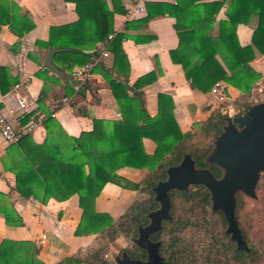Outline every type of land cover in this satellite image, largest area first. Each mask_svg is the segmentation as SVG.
Wrapping results in <instances>:
<instances>
[{
	"label": "trees",
	"instance_id": "1",
	"mask_svg": "<svg viewBox=\"0 0 264 264\" xmlns=\"http://www.w3.org/2000/svg\"><path fill=\"white\" fill-rule=\"evenodd\" d=\"M74 4L76 19L72 22L50 25L46 40H36L34 44L43 49H61L53 53L54 64L63 72L80 67L90 60V52L97 44L106 46L110 53V64L98 63L93 72L100 74L105 87L118 107L119 119L91 118V128L77 135H67L56 120L47 116L43 120L46 131L42 143L23 136L4 148L0 157L3 172L9 173L13 180L12 189L24 199H35L45 204L49 199L64 201L76 196L80 209L78 223L73 231L75 236L93 235L100 241V248L114 240L117 233L135 236L136 227L147 223L145 214L157 207L152 199L144 202L133 201L115 220L107 212L96 211L94 200L106 183L125 189L136 190L138 183L128 181L117 173L122 167L147 169L142 180L148 187L165 177V169L176 164L183 154L188 153L199 167H209L215 176L220 169L209 165L203 159L210 150L212 140L218 133L227 116L221 111L226 103L212 108L205 120L192 132H181L173 115V101L165 93H157V112L150 116L143 104L142 92L137 91L156 80L160 73L150 70L128 83L129 64L121 47L124 39L135 43L153 40V34L130 36L126 31L136 23L146 24L149 18L167 15L174 18L173 29L177 44L168 51L172 63L179 64L189 87L199 93L209 92L217 81L239 91L231 101L237 110L249 106L247 95L261 74L252 68L250 62L255 54L264 53V0H227L225 19L218 20L215 34L213 29L215 15L222 1L174 0L167 2H144L146 15L138 20L124 23L122 30L116 31L114 14H124L120 0H63ZM11 10L19 7L11 3ZM7 7L0 3V17ZM8 10V9H7ZM12 10V11H13ZM253 22L250 44H238L235 29L237 24ZM7 25L18 37L34 27L26 16L16 12L0 19V25ZM110 36V37H109ZM33 61L38 59L28 55ZM37 71L43 85L37 102L40 105L50 90V85L61 82L67 93L71 92L48 70ZM15 78L6 76L5 68L0 66V93L5 94L16 83ZM86 81L77 94L83 98L86 90H91ZM131 92V95L129 94ZM67 94L66 92H64ZM71 104H74L72 102ZM84 115V111L77 110ZM142 138L151 140L155 147L147 153ZM257 192L264 198V178ZM208 191L202 186H194L189 193L171 190L170 219L162 222V228L152 234V240H159V254L162 264H255L259 255L247 237L240 222L246 198L236 195L235 219L249 251L237 250L235 243L225 233L226 223L221 212L208 216L210 211ZM0 191V217L6 226L23 225L21 216L2 198ZM208 211V212H207ZM39 248L28 240H0V264H45L37 257ZM98 249L84 259L68 255L54 264H105L96 258ZM131 258L144 259V251L132 246L125 249Z\"/></svg>",
	"mask_w": 264,
	"mask_h": 264
},
{
	"label": "crops",
	"instance_id": "2",
	"mask_svg": "<svg viewBox=\"0 0 264 264\" xmlns=\"http://www.w3.org/2000/svg\"><path fill=\"white\" fill-rule=\"evenodd\" d=\"M167 2L174 0H144V2ZM215 1V0H203ZM221 1V0H217ZM120 6L126 10L132 0H120ZM223 2V1H222ZM2 6L7 7L2 12L0 19L7 18L8 14L16 12L18 16L26 15L34 27L21 37L13 34L7 25H0V66L5 68L6 76L15 78L16 83L5 94L0 93V109L10 120L19 113L16 98H24L33 101L38 111L54 118L67 135H77L82 130L91 128V118L119 119L118 107L109 89L105 87L100 74L93 72L88 79L91 90L84 92L83 98L71 90L67 93L61 82L50 85V90L39 105L37 97L43 85L42 80L35 76L37 71H43L42 60L47 49L34 44L36 40H46L47 29L50 25H59L72 22L76 19L73 10L74 4L63 0H0ZM11 3L19 7L11 10ZM108 8L111 9V1L106 0ZM226 2H223L215 15L213 29L209 32L215 34L218 20L225 19ZM146 15L145 9L138 15L126 19L124 14H114L113 24L116 31L122 30L124 23L130 20H138ZM174 18L167 15H157L149 18L146 24L136 23L126 33L130 36L140 34H153L155 38L145 43H135L131 39H124L121 47L127 57L129 64L128 83L132 84L137 77L144 73L159 68L160 73L156 80L145 85L140 90L144 107L150 116L157 112V93L169 95L173 101V115L181 132H192L195 127L206 119L210 110L219 105L221 101L210 91L199 93L189 87L179 64L172 63L168 51L177 44V36L173 29ZM253 22L250 24H237L235 33L238 44L245 46L250 44ZM96 47L102 48V44ZM100 50V49H98ZM97 50V51H98ZM38 59L33 61L28 55ZM110 53L98 55V63L110 64ZM54 63V62H53ZM253 69L261 74V78L252 86L258 87L264 84V53L255 54L250 62ZM57 67V66H56ZM62 77L51 73L47 68V75L58 77V80L68 81L69 71L63 72L57 67ZM222 82V90L226 101L235 99L239 91ZM68 89L70 84L65 85ZM251 88V89H252ZM250 89V90H251ZM66 92L67 94H65ZM131 95V92H129ZM69 98L68 103H62L61 97ZM224 100V101H225ZM74 102V104H71ZM84 111V115L77 113ZM34 112L26 114V118ZM46 135L43 123L36 128L30 137L37 143H42ZM145 152L152 153L154 143L148 138H142ZM0 137V157L7 146ZM145 168L122 167L117 173L131 182L142 180L146 174ZM13 180L9 173L3 172L0 163V191L4 193L2 200L8 202L21 216L23 225L18 227L6 226L0 217V240L10 238L13 240H28L39 248L37 257L45 264H54L64 256L72 255L78 248L87 249L92 241L93 235L75 236L73 231L78 223L80 209L77 207L76 196L72 195L64 201L49 199L45 204L35 199H24L17 195L12 189ZM134 190L125 189L112 183H106L94 200L96 211L107 212L113 219L118 217L133 201ZM121 209L118 213L116 211ZM42 235L44 236L42 238Z\"/></svg>",
	"mask_w": 264,
	"mask_h": 264
},
{
	"label": "water",
	"instance_id": "3",
	"mask_svg": "<svg viewBox=\"0 0 264 264\" xmlns=\"http://www.w3.org/2000/svg\"><path fill=\"white\" fill-rule=\"evenodd\" d=\"M60 50L49 47L42 66L62 77L52 59L53 53ZM203 160L218 167L220 175L215 176L209 167L197 166L188 153L165 169V177L151 187L157 207L145 214L147 223L137 226L136 236L131 239L136 248L144 251L145 258H131L121 250L114 257V264H162L160 241L150 236L162 228V222L170 219L169 192H187L190 186H202L208 191L210 210L222 213L226 223L224 231L236 249L249 250L235 219L236 195L255 199L258 179L264 174V100L225 116Z\"/></svg>",
	"mask_w": 264,
	"mask_h": 264
},
{
	"label": "rangeland",
	"instance_id": "4",
	"mask_svg": "<svg viewBox=\"0 0 264 264\" xmlns=\"http://www.w3.org/2000/svg\"><path fill=\"white\" fill-rule=\"evenodd\" d=\"M256 88H257L256 86L252 88V92L249 91V94L247 95V101L250 104L255 103L254 101L256 102L261 101L259 99H261L262 96L257 92ZM218 100L221 101L219 98ZM220 103H224V100L221 101ZM221 111L226 115H231L234 112H236L237 109L235 105L231 103V101H226V103L222 106ZM211 147H212V143H211ZM262 178H264V174H261L258 179L255 189V193H256L255 199L243 195V197L246 198V202L243 211L240 213V222L243 229L247 233L248 240L253 247H256L259 253L256 259L257 263L255 264H264V198L261 196V194L257 192V187ZM133 183L139 184V187L133 192L134 201L144 202L148 199H152L153 193L151 191V187H148L143 180H139ZM192 188H194V186H190L189 190L186 193H189V191ZM207 209L210 211V213L207 214L209 217L215 214V212H211L210 210V203ZM120 210L121 209H118L116 213H118ZM117 218L118 217L114 219L116 220ZM135 236H128L127 234L124 233H117L115 235L114 240L108 242L107 246L104 249L100 248V241L99 240L97 241L95 237H92V241L90 242V245L87 247V249L78 248L77 250H75V252L72 253V255L76 259H84L90 253H92L93 250L98 249V251L96 250L97 251L95 255L96 258L102 259L105 262V264H114V257L119 256L121 250L129 249L132 246H134L131 239ZM70 264H84V263L71 262Z\"/></svg>",
	"mask_w": 264,
	"mask_h": 264
},
{
	"label": "built area",
	"instance_id": "5",
	"mask_svg": "<svg viewBox=\"0 0 264 264\" xmlns=\"http://www.w3.org/2000/svg\"><path fill=\"white\" fill-rule=\"evenodd\" d=\"M221 1L226 2L227 0ZM143 10L144 0H132L130 6H128L125 10L124 15H126V19H130L141 13ZM90 53V60L87 63L80 67H73L69 72V84L74 93L78 92L81 86L91 77L93 73V65L95 62H97L98 55L104 57L107 55L106 46L102 48L95 47V49ZM222 88V82L217 81L210 89V92L216 95L221 101L226 99ZM256 90L262 96L259 100H264V84L258 86ZM250 92H252V89ZM60 101L64 104L68 103L69 98L63 96L61 97ZM16 104L17 108L19 109V113L13 120L8 119L0 109V137L8 145L17 142L25 135H30L33 133L36 128L41 126L43 120L45 119V114L36 110L37 106L33 101H26L24 98L17 97ZM32 112H34V114L26 118L25 115ZM43 237L44 236L42 235V238Z\"/></svg>",
	"mask_w": 264,
	"mask_h": 264
}]
</instances>
